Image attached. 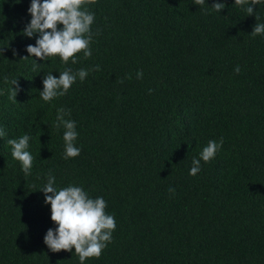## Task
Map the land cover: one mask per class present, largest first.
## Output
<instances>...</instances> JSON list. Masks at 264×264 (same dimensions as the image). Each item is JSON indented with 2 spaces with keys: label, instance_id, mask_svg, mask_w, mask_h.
<instances>
[{
  "label": "trees",
  "instance_id": "obj_1",
  "mask_svg": "<svg viewBox=\"0 0 264 264\" xmlns=\"http://www.w3.org/2000/svg\"><path fill=\"white\" fill-rule=\"evenodd\" d=\"M234 2L96 0L92 56L64 64L21 59L38 38L23 35L31 0H0V264H80L74 248L44 243L57 227L40 191L49 171L57 189L81 186L115 216L113 242L85 264H264V36L250 35L255 16ZM255 11L264 22V3ZM95 66L65 96L40 98L45 74ZM6 77L18 79L16 102ZM60 107L76 121V158H64V128L54 127ZM24 134L28 176L7 144ZM221 137L222 150L189 175Z\"/></svg>",
  "mask_w": 264,
  "mask_h": 264
},
{
  "label": "clouds",
  "instance_id": "obj_2",
  "mask_svg": "<svg viewBox=\"0 0 264 264\" xmlns=\"http://www.w3.org/2000/svg\"><path fill=\"white\" fill-rule=\"evenodd\" d=\"M96 0H31L28 13L31 15L30 22L23 29V35L32 38L38 34L35 45L29 44L26 47L29 57H36L39 60L48 61L49 57L59 56L64 64H76L77 54L83 53L85 58L92 56L91 45L93 38L99 32H93L92 25L95 23V13L90 11L88 5L94 4ZM195 5L203 8L206 0H193ZM264 3V0H235L234 4L241 7L247 16H255L256 24L250 33L253 37L264 36V22L260 21L259 14L254 6ZM226 4L214 2L210 9L220 13L225 9ZM205 14L208 13L205 9ZM62 26V27H61ZM2 52V50H0ZM16 55V52L13 53ZM34 60V67L37 64ZM99 66L93 69L80 68L73 71L67 67L59 72L57 78L52 73H47L42 79L43 90L39 91L40 98L45 102L65 96L77 79L83 82L90 71H99ZM236 74L240 73V66L234 68ZM143 71L138 70L137 79H143ZM131 79L129 75L127 77ZM5 83H11L9 99L16 102V96L20 91L18 79ZM123 83V80L120 81ZM15 86V87H13ZM153 90L149 89V94ZM3 91H0V95ZM71 116V110L60 107L56 109V120L54 127L64 128V158H76L80 155L82 148L77 147L75 141L79 133L76 131V121L66 119ZM7 135L3 127H0V138ZM31 136L24 134L18 139H8L7 144L11 146L12 157L22 165L25 176L31 174L35 157L29 151ZM224 139L219 141L209 140L202 149L199 158H193L189 175L196 176L201 170V160L210 163L222 150ZM44 193V203L51 206V221L57 227L49 228L44 236V243L52 252L61 250L74 252L79 256L80 264H85L88 258H99L103 251L113 242V232L117 223L114 214L106 210L107 201L102 197H91L81 186L70 184L67 187L57 189L55 176L49 171L47 183L41 188ZM174 192L175 189H169Z\"/></svg>",
  "mask_w": 264,
  "mask_h": 264
}]
</instances>
